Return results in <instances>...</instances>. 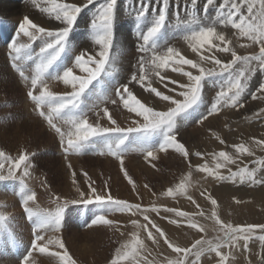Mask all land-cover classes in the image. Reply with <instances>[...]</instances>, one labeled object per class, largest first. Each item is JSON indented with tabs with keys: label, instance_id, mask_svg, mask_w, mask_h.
Wrapping results in <instances>:
<instances>
[{
	"label": "snow or ice",
	"instance_id": "6c2138e0",
	"mask_svg": "<svg viewBox=\"0 0 264 264\" xmlns=\"http://www.w3.org/2000/svg\"><path fill=\"white\" fill-rule=\"evenodd\" d=\"M135 2L138 7L135 9L134 21L141 41L137 45L140 55L134 65L135 71L131 72L127 82H117L113 85L115 98L110 99L107 87L103 85L100 90H93L104 79L107 78L109 82L115 79L110 68L118 0H101L91 14L89 39L98 46L95 54H90L85 49L73 56L74 45L70 43V33L73 32L81 13L90 5H97V0H85L84 3L68 0H31L35 8L53 18L60 26L44 27L25 15L15 36H10L8 43L12 67L28 86L26 95L34 103V111L54 131L65 157L72 153H82L102 142L100 154L104 155L106 152L119 160L121 171L132 185L133 191L136 185L124 168L123 154L129 145H134L136 150L144 153L146 160L155 159L157 152H167L169 149L179 153L185 160H189L190 155L203 159L204 153H190L178 139V121L199 112L204 105L203 93L207 81L220 80L219 90L206 113L199 114L197 123L207 121L209 117L221 113L225 108L237 111L243 109L246 94L253 100H264V81L259 83L255 91H250L249 87L257 72L264 73V0H219L218 4L217 0H204L202 13L198 9L199 0H183L182 5L176 3V19L181 18V7L189 18V22L183 26V39L195 58H189L174 46L161 43L165 41L169 8L173 6L174 0ZM211 7L216 8V14L209 17L207 13ZM229 26L238 32L239 37L258 45V52L241 55L232 46V40L225 32L218 31L219 27ZM21 36L26 38L25 42H21ZM37 41L40 43L38 51L33 47ZM240 47L247 45L241 44ZM217 53L228 54L230 59L222 60ZM69 58L71 66L66 63ZM26 62L31 64L28 73L25 70ZM206 64L213 67H206ZM50 79L61 82L70 91H53L48 83ZM132 85L139 86L143 92L158 98L165 106L164 109L146 103L136 94ZM93 95L96 103L89 105L87 100ZM109 101L112 106L126 110L132 126L122 127L108 106H100L101 103L107 104ZM89 112L94 113V121L89 119ZM257 115L264 118V108L259 109ZM101 120H106L108 126L101 124ZM211 135L221 145L226 144L219 133L211 131ZM255 143L264 147V139L255 140ZM231 148L238 155H254L243 142L232 144ZM208 155L212 157L214 166H209L206 160L193 166L189 160V172L186 176L175 186L160 193L161 196L172 199L186 197L199 211L189 213L156 203L143 205L118 199L111 194L107 180L104 181V188L98 191L94 186L95 181L91 180L87 172L82 171L81 174L87 182V190H83L71 163L68 168L71 170V181L78 199H69L52 192L51 186L44 179L41 186L50 192L56 206L54 210L42 211L30 207V203L35 202L37 198L36 192L29 186L32 169L35 168L33 161L36 152L22 149L14 157L0 150V181L12 180L18 183L22 209L33 225V238L30 246L21 254L19 264H31L33 253H49V246L60 250L51 253L59 257L60 264H78L60 234L65 210L69 205L77 204L98 206V212L88 227L106 226L119 231L130 224L135 229L128 233L130 239L115 249L109 264H133L143 253L148 252L146 242L157 247L163 242L176 254L175 259L165 258V264H197L207 253H215L219 258L218 264H228L231 250L238 249L241 245L246 249L257 229L264 232V224L233 225L222 221L216 210V199L206 190L201 191L200 195L213 206L211 218L217 226L214 230L218 233L214 239L201 236L190 246L181 247L170 239L152 218V214L160 216L161 212L170 213L178 219H171L169 223H186L200 233L206 231L205 226L197 220L198 216L202 217L205 213L189 192L193 168L218 181L258 182L255 168L250 169L244 165L233 170L229 167L236 163V158L229 151L220 150ZM257 163L264 167V158ZM222 169H227L228 174L225 175ZM113 212L127 214V224L110 219L109 215ZM162 218L168 219L167 216ZM11 219L8 214L0 212V234H5L15 243V234L10 227ZM141 233L144 234L143 237ZM120 234L124 235L123 232ZM260 239L264 240V236ZM224 248H228L229 252L222 251ZM142 258L144 264H152L146 255Z\"/></svg>",
	"mask_w": 264,
	"mask_h": 264
},
{
	"label": "rangeland",
	"instance_id": "374dc122",
	"mask_svg": "<svg viewBox=\"0 0 264 264\" xmlns=\"http://www.w3.org/2000/svg\"><path fill=\"white\" fill-rule=\"evenodd\" d=\"M68 1H73L74 3L77 1L78 3L85 2V0ZM2 2L10 7L9 12L4 10ZM99 2H101V0H97V5H90L88 9L81 13L77 24L74 26L73 32L70 33V43L74 45L73 56L79 54L80 51L85 49L89 51V48L91 49L89 52L90 54H95L98 50V46L92 43L89 39L90 19H88V17H91L92 12L94 11L93 9L98 6ZM176 3L182 5L183 0H174L173 6L169 8V20L165 29V41H162L161 43H166L168 46L173 45L178 48V46L186 42L183 39V26L189 22V18L185 16L183 8L181 7V18L179 20L176 19L174 15L177 10L175 7ZM203 3L204 0H199L198 9L201 10V13ZM218 3L219 0H217V4ZM22 5H24L25 10H28L29 0L0 1V150H3L5 153L14 157L17 156L18 152L22 149L36 152L33 161L35 168L32 169V178L29 180V186L36 192V194H38L37 197L40 198V200L36 198L35 202L30 203V207L33 206L32 208L42 211L55 209L56 205L51 199L50 192L46 191L41 186V181L44 179H46L47 183L51 186L52 192L66 196L69 199H78V195L76 194L71 181V170L68 168V164L71 163L72 170L77 172V181L80 183L83 190H87V182L81 174L82 171L87 172L91 180L95 181L94 186L98 191H101L104 188V181L107 180L111 194L118 199L128 200L133 203L139 202L143 205L156 203L157 205L177 208L189 213L199 211L186 197L179 196L176 199H172L161 196L160 193L169 187L175 186L186 176L189 172V160L193 166L202 164L205 160L208 162L209 166H214L212 157L208 154L224 150L229 151L236 158V163L229 165L230 168L236 170L244 165H247L250 169L255 168L256 181L258 182L245 181L241 183L239 180L235 182L231 180L218 181L212 177H207L204 173L198 172L193 168L191 175V188L189 192L200 204L201 209L205 213L202 217L198 216L197 220L200 224L205 226L206 231L200 233L196 229L187 226L186 223H169V220L171 219H178L170 213L161 212L160 216L152 214V218L165 230L169 238L178 243L181 247L190 246L196 240L200 239L201 236H204L206 239H214L218 233L214 230L217 226L211 218L213 206L210 201L200 195L201 191L206 190L208 194L216 199L218 204L216 210L222 221L232 223L233 225L264 224V201H261L260 203L255 202L253 201L254 197L252 196L257 193L256 190L261 188L264 189V183L259 182L264 181V167L257 163L264 158V147H259L255 143V140L264 139V118L257 115L258 110L264 108V100H253L250 95L246 94L245 107L243 109L237 111L225 108L221 113L211 116L206 122L197 123L199 114L206 113L208 106L215 97L216 92L219 90L220 80L207 81L203 93L204 105L201 106L199 112L189 116L187 119H181L178 121V139L188 148L190 153H195L196 151L204 153L205 155L203 159L195 155H190L189 160H185L179 153L175 152L173 149H169L167 152H157L155 159L149 158L146 160L144 153L136 150L134 145H129L128 150L123 154L124 168L132 177L136 185V189L133 191L132 185L128 183V180L121 171L119 160L106 152L104 155L100 154V150L103 147L102 142L94 147L87 148L82 153L69 154L66 158L60 147L58 137H55L56 134L54 131L51 130L44 119L34 111V103L25 94L28 86L12 67V62L8 54V43L10 42L9 37H14L18 31L19 24L25 16L20 13L22 11L23 13H27V16L41 26L55 28L60 25L46 13L39 11V9L36 8L31 11H25L22 9ZM13 7L14 9H12ZM137 7L138 5L135 0H118L117 3L110 68V71L114 72L115 79L109 82L106 78L101 81V84L96 85L93 90L94 92L100 90L101 85L107 87L110 99L115 98L113 85L117 82H127L131 72L135 71L134 65H136L137 59L140 55L137 51V45L141 43V41L138 38V29L136 28L133 17L135 16V9ZM215 14V7L208 9L207 15L209 17ZM53 23L54 26L52 25ZM218 31L225 32L228 38L232 40V46L235 47L241 55L258 52V45L253 44L246 38L239 37L238 32L230 26L227 28L219 27ZM22 38L23 37L21 36V42H25L26 38ZM241 44L247 45V47H240ZM39 46V41L33 45L37 51ZM187 50H189V47ZM186 55H188L189 58H192L191 55L193 54ZM217 55L222 60L230 59L228 54L217 53ZM66 63L68 66H71V59L69 58ZM205 66L213 67L211 64H206ZM30 68V62H26V73L30 72ZM74 71L76 70L74 69ZM261 81H264V73L257 72L250 82V91H255ZM48 83L49 85L51 83L50 87L55 92L62 93L70 91L68 88H63L64 85L61 82L50 79ZM131 87L134 88L133 90L136 94L146 103L154 105L158 107V109H164L162 103L160 104L155 101H159V99L152 101L153 96L149 95L147 92H143L139 86L132 85ZM87 103L89 105L96 103L95 96L93 95L91 99L87 100ZM100 106H108L110 110L114 112L118 122L121 123L123 121L125 123V125H121L122 127L132 126L126 110H121L112 106L110 101L107 104L101 103ZM35 118L40 119L41 123ZM89 119L93 121L95 120L93 112H89ZM100 122L101 124L104 123L105 126H108L106 120H104V122L101 120ZM226 124L228 127H225ZM62 126L67 128L66 125L62 124ZM210 129L211 131L219 133L226 141V144L221 145L211 135V131H209ZM240 142L245 143V145L253 151L254 155H238L235 150L231 148V145ZM169 160H171L173 164L175 163V166L171 167L168 162ZM153 165H155V167H153ZM221 171L225 175L228 174L227 169H222ZM145 185L148 187H145ZM214 188H217V191H214ZM227 189H234L240 192L237 195L227 194L225 197L227 198V202L221 205V196H225V194L228 193ZM1 195L4 196L5 200L9 199L11 201L10 205H8V202L10 201H6V208V203L2 196L1 200H3L0 202V206L2 207V203H5L3 207H5L6 212L4 211L3 213L10 215L12 218L10 227L15 234V243H13V241L5 234H0V264H2V262L19 264L21 254L30 246V241L33 238V225L31 221L26 218L23 209H20V207L22 208L21 196L19 193V185L16 181H0V196ZM14 202L17 204H15L16 208L13 211L11 209L15 207ZM17 205L20 207L18 206L19 208H17ZM97 212L98 206L95 204L87 206L80 204L69 205L65 210L63 228L60 234L62 235L69 252L78 261V264H109V261L115 253V249L120 244L130 239L128 236L129 232L135 231L130 224H127L128 215L119 212H113L109 215L110 219H116L122 224H127L126 227L120 228L119 231L115 228H109L106 226L88 227L87 225ZM14 216L19 218L16 219ZM164 216H167L168 219L162 218ZM141 222H143L142 218ZM93 230L95 231L92 232ZM121 232H123L124 235H121ZM48 235H53V233H48ZM141 235L143 237L144 234L141 233ZM261 236H264V232L257 229L252 234V239L249 240L246 249L243 245L238 249H232L228 264H264V240L260 239ZM7 240L9 244L16 245L18 253L17 251H12L13 254L10 253L8 246L6 245ZM146 243H148V252L143 253L142 257L146 255L148 259L152 261V264H165V258H176V254L172 252L171 249H168L163 242H161L158 247L152 245L150 242ZM49 248L53 250V252L60 251L54 246H49ZM222 251L228 253L229 249L224 248ZM41 255L42 253L37 251V256ZM142 257L138 258L133 264H144ZM56 258H54L55 260H47L51 263H57ZM218 262L219 258L215 256V253H207L201 257L197 264H218ZM121 264H128V262H121Z\"/></svg>",
	"mask_w": 264,
	"mask_h": 264
},
{
	"label": "bare ground",
	"instance_id": "6f19581e",
	"mask_svg": "<svg viewBox=\"0 0 264 264\" xmlns=\"http://www.w3.org/2000/svg\"><path fill=\"white\" fill-rule=\"evenodd\" d=\"M1 1V0H0ZM26 1V0H25ZM202 1V0H201ZM24 2V1H23ZM69 2V1H68ZM71 2V1H70ZM73 2V1H72ZM12 3V2H11ZM14 3V2H13ZM21 3V2H20ZM76 3H78V1L76 2ZM2 4L4 5V10L6 11V12H9V10H10V7L9 6H7V5H5L4 4V2H2ZM10 4V3H9ZM17 6V5H16ZM20 6V5H19ZM131 8V7H130ZM12 9H14V7L12 8ZM22 9L23 10H25L24 9V5H22ZM32 9H36L33 5H32V3H31V0H29V5H28V10H25V11H31ZM95 9V8H94ZM93 9V10H94ZM118 10V9H117ZM120 10V9H119ZM20 11V10H19ZM36 11V10H35ZM133 12V11H132ZM20 13H22V15H26L27 13H23V11L22 12H20ZM37 13V12H36ZM41 13V12H40ZM118 14V13H117ZM132 14V13H131ZM39 15V14H38ZM128 15H130V14H128ZM47 16V15H46ZM34 17V16H33ZM36 17V16H35ZM134 17V16H133ZM91 18V17H90ZM89 17H88V19H90ZM121 18V17H120ZM48 19V18H47ZM49 19H51V18H49ZM47 21H49V20H47ZM44 23V22H43ZM47 23V22H46ZM114 23H116V22H114ZM47 25H48V23H47ZM53 26H54V23L52 24ZM50 26V25H49ZM51 27V26H50ZM117 30V29H116ZM117 33V32H116ZM120 34V33H119ZM120 36V35H119ZM23 39V38H22ZM123 41V40H122ZM184 42V41H183ZM89 43V42H88ZM186 43L187 42H184V43H180L181 45L180 46H178V48L180 49V51L183 53V54H192L191 53V51H190V49L189 50H187L188 49V45H186ZM178 44V43H177ZM176 44V45H177ZM84 45V44H83ZM173 46V45H172ZM186 46V47H185ZM95 47V46H94ZM185 47V48H184ZM80 48V47H79ZM84 48V47H83ZM91 48H92V46H91ZM90 48H89V52H90ZM76 51V50H75ZM192 56V58H195L193 55H191ZM1 62V61H0ZM70 65V64H69ZM122 70V69H121ZM116 72V71H115ZM77 74H79V73H77ZM8 81V80H7ZM9 82V81H8ZM58 82V81H57ZM50 85H51V83H50ZM54 85H55V83H54ZM57 85V84H56ZM213 87V86H212ZM63 88H65V86H63ZM15 89V88H14ZM18 89V88H17ZM57 89V88H56ZM134 89V88H133ZM63 91V90H62ZM26 94V93H25ZM24 95V94H23ZM139 96V95H138ZM16 98V97H15ZM155 99H158V98H155L154 96L152 97V101L153 100H155ZM156 102H159L160 104H161V102L160 101H158V100H155ZM13 102V101H12ZM28 104H30V103H28ZM26 107V106H25ZM24 107V108H25ZM165 107V106H164ZM12 108V107H11ZM17 108V107H16ZM158 108V107H157ZM26 109V108H25ZM21 111V110H20ZM125 112V111H124ZM16 114V113H15ZM210 118V117H209ZM36 119V118H35ZM43 119V118H42ZM19 120V119H18ZM26 120V119H25ZM36 120H39V122H40V119H36ZM120 120V119H119ZM122 120V119H121ZM22 121V120H21ZM29 121V120H28ZM210 121V120H209ZM18 122V121H17ZM38 122V123H39ZM103 122H104V120H103ZM121 122V121H120ZM206 122V121H205ZM31 123V122H30ZM41 123V122H40ZM107 123V122H106ZM209 123V122H208ZM212 123H213V121H212ZM34 124V123H33ZM104 124V123H103ZM121 125H125V123L122 121L121 123H120ZM127 125V124H126ZM34 126V125H33ZM104 126H105V124H104ZM196 129V128H195ZM42 132V131H41ZM38 137V136H37ZM55 137H56V135H55ZM187 139V138H186ZM42 141V140H41ZM160 154V153H159ZM175 158V157H174ZM180 158V157H179ZM169 163H170V166L171 167H173V166H175V163L173 164L172 163V161L171 160H169L168 161ZM145 169V168H144ZM147 170V169H146ZM144 171V170H143ZM148 171V170H147ZM149 172V171H148ZM147 173V172H146ZM167 181V180H166ZM3 189V188H2ZM17 190V189H16ZM228 190V189H227ZM241 190V189H240ZM260 190H262V191H260ZM214 191H217V188H214ZM257 191V193H255V195H252L254 198V200L253 201H255V202H261V201H264V189H259V190H256ZM260 191V192H259ZM240 191H238V190H234V189H231V190H228V193H226L225 194V196L224 195H222L221 196V199H220V204L221 205H223V204H225L226 202H227V198H225L226 196H227V194L228 195H231V194H235V195H237L238 193H239ZM15 193V192H14ZM13 193V194H14ZM246 193V192H245ZM38 195V194H37ZM2 196L3 195H1L0 196V202H2V200H1V198H2ZM16 196V195H15ZM6 197V196H5ZM3 198H4V196H3ZM7 198V197H6ZM15 198V197H14ZM37 199H39L40 200V198H38L37 197ZM4 200H5V198H4ZM9 200V199H8ZM8 200H5V203H6V201L8 202ZM13 200V199H12ZM16 200V199H15ZM14 200V201H15ZM10 201V200H9ZM4 202V201H3ZM17 202V201H16ZM16 202H14V208H12L11 210H13L14 211V209L16 208V205L15 204H17ZM40 202V201H39ZM5 203H2V207L4 206V204ZM41 203V202H40ZM11 204V201L10 202H8V205H10ZM6 205V208H7V203L5 204ZM42 205V204H41ZM19 205H17V208H19L18 207ZM44 206V205H43ZM2 207L0 206V212H6V210H5V207H3V210H2ZM33 207V206H32ZM46 207V206H45ZM9 208V207H8ZM20 209H22L21 207H20ZM2 210V211H1ZM8 210V209H7ZM10 210V211H11ZM18 211H21V210H18ZM12 213V212H11ZM10 213V214H11ZM16 214H18V213H16ZM19 215H20V213H19ZM10 216V215H9ZM18 216V215H17ZM11 217V216H10ZM13 217V216H12ZM15 217V216H14ZM21 217V216H20ZM16 219H18L17 217H15ZM18 221V220H17ZM20 221V220H19ZM22 227V226H21ZM21 229V228H20ZM96 230V229H95ZM95 230H93L92 232H94ZM27 231V230H26ZM101 233H102V231H101ZM115 233V232H114ZM49 234H51V233H49ZM96 234V233H95ZM94 236V235H93ZM24 237V236H23ZM95 238V237H94ZM25 241V240H24ZM23 243V242H22ZM6 245L8 246V249H9V251H10V253L11 254H13L12 253V251H17V253H18V249H17V247H16V245L14 246L13 244H9L8 243V240L6 241ZM50 249V248H49ZM51 253H55V252H53V250H49V253H42V255L41 256H37V252H34L33 253V256L30 258L31 259V264H60V259H59V257H57V256H55V255H52ZM57 257V258H56ZM54 258H56V260H57V263L56 262H53V263H51L49 260L50 259H54ZM47 259H49V260H47ZM55 260V259H54ZM6 261V260H5ZM8 264V263H5V262H2V264ZM10 263V262H9Z\"/></svg>",
	"mask_w": 264,
	"mask_h": 264
}]
</instances>
